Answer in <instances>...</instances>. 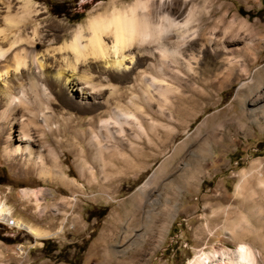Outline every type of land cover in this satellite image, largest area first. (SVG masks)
<instances>
[{"label":"rangeland","instance_id":"374dc122","mask_svg":"<svg viewBox=\"0 0 264 264\" xmlns=\"http://www.w3.org/2000/svg\"><path fill=\"white\" fill-rule=\"evenodd\" d=\"M27 1L37 15L24 28H37L35 49L42 52L69 41L88 18L112 8L127 9L137 0ZM24 5L0 0V31L6 28L4 18H20ZM150 6L173 16L197 10V35L183 47L186 58L187 48H193L191 70L183 65L170 73L165 103L150 90L151 100L144 105L143 90H132L136 107L131 111L143 131L125 127L119 143H109L107 151L95 150L101 166L92 159L94 150L86 141L73 139L72 131L91 127V115L84 108L59 104L55 94L50 107L71 122L65 136L55 141L47 135V140L58 153L60 172L73 185L40 180L31 164L25 165L24 156L5 160L0 135V203L9 207V218L46 234L34 239L22 228L0 222V264H191L198 256L235 249L223 225L238 174L253 162L264 171L263 0H153ZM228 24L231 31L222 36ZM210 27L230 51L240 50L231 55L235 63L228 66L223 53L199 48ZM154 62L147 59L142 71L149 73L147 64ZM112 81L123 94L121 105L127 107V84ZM47 89L57 92L50 84ZM98 114L94 117L107 116ZM31 134L43 151L48 176L53 175L51 155L41 147L39 132ZM22 189L40 190L37 200L24 197ZM171 204L177 205V216L159 242L147 231L142 244H129L134 235L146 231L149 216L158 218ZM122 249L126 250L121 253ZM251 251L255 264H264V254Z\"/></svg>","mask_w":264,"mask_h":264},{"label":"bare ground","instance_id":"6f19581e","mask_svg":"<svg viewBox=\"0 0 264 264\" xmlns=\"http://www.w3.org/2000/svg\"><path fill=\"white\" fill-rule=\"evenodd\" d=\"M18 1L25 4L20 18H4L6 28L0 31L2 155L7 161L14 156H24L27 162L25 165L31 164L29 166L35 169L42 181L62 186L73 185L60 172L58 153L47 140V135L55 141L56 136H65L71 122L61 110L55 111L50 107L57 100L55 94L59 98V104L75 109L84 108L83 112L91 115V127L85 132L72 131L73 139L80 137L86 141V146L94 150L92 159L101 166L103 163L100 152L95 153V150H106L109 143H119V135L127 130L125 127L143 131L134 110L131 111L136 105L132 90H136L135 87L143 90L140 99L142 103L145 102L144 105H148L151 100L150 90H156V95L165 103L171 90L166 82L171 77L170 73H177V68L180 69L183 65L191 70L189 63L194 60L193 48H187L186 58L183 47L188 39L197 35L193 27L198 26L199 14L195 8H190L185 13L177 11L178 15L173 16L160 8L158 12L150 9L153 0H137L127 9L112 8L108 13L88 18L84 26L76 27L69 41L38 52L35 49L38 44L37 28L31 31L24 28L26 22L28 24V21H35L37 11L30 1ZM162 1L158 0L159 3ZM215 31V27H210L207 35L203 34V43L199 48L223 53L230 66L235 63L231 55L240 50L230 51L223 37L217 39L214 36ZM230 31L231 25L228 24L223 29L222 36ZM152 58L155 62L147 64L149 73L142 71L146 60ZM112 80L127 84V107L121 105L123 94L111 83ZM48 84L57 87V92L47 89ZM67 98H72L74 103ZM243 107H246V103ZM248 112L253 115V111ZM95 113L106 114L108 117L96 118ZM33 130L39 132L41 147L51 155V176H48L50 170L45 167L43 151L34 144L31 134ZM188 142L187 140L184 144ZM190 154L194 155V152ZM80 169H83V165ZM238 178L233 200L225 209L226 219L223 225L235 249L198 256L191 264H212L214 261L215 264H255L251 250L264 254V171L259 163L253 162L246 171L238 174ZM149 183L150 180L145 185ZM142 190L143 187L139 192H143ZM39 193L40 190L21 191L24 197L32 196L35 200ZM177 211V205L171 204L158 218L157 214L149 216L145 224L146 231L134 235L129 244H142L147 231L159 242L168 233ZM9 215L10 209L2 201L0 220L6 221ZM14 223L34 239L46 237L45 233L24 225L19 220H14ZM125 250L122 249L121 253Z\"/></svg>","mask_w":264,"mask_h":264},{"label":"built area","instance_id":"2783aa9c","mask_svg":"<svg viewBox=\"0 0 264 264\" xmlns=\"http://www.w3.org/2000/svg\"><path fill=\"white\" fill-rule=\"evenodd\" d=\"M3 225H5L8 228H15L14 220L11 218H8L6 221H0Z\"/></svg>","mask_w":264,"mask_h":264},{"label":"trees","instance_id":"16d2710c","mask_svg":"<svg viewBox=\"0 0 264 264\" xmlns=\"http://www.w3.org/2000/svg\"><path fill=\"white\" fill-rule=\"evenodd\" d=\"M263 3H264V0H263ZM264 12V11H263ZM83 16L81 15V14H79L78 16H77V19H81ZM174 247V246H173ZM43 249H46V246L44 245L43 246Z\"/></svg>","mask_w":264,"mask_h":264}]
</instances>
